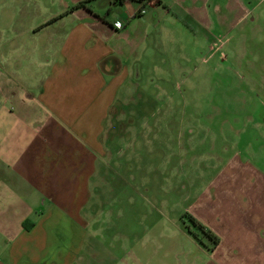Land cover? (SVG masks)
<instances>
[{
    "label": "rangeland",
    "instance_id": "1",
    "mask_svg": "<svg viewBox=\"0 0 264 264\" xmlns=\"http://www.w3.org/2000/svg\"><path fill=\"white\" fill-rule=\"evenodd\" d=\"M114 1L86 5L114 21L133 4ZM78 2L0 0V54L73 24ZM146 12L112 30L121 45L144 43L105 132L113 163L83 264H264V0H162ZM190 217L222 235L213 252Z\"/></svg>",
    "mask_w": 264,
    "mask_h": 264
},
{
    "label": "crops",
    "instance_id": "2",
    "mask_svg": "<svg viewBox=\"0 0 264 264\" xmlns=\"http://www.w3.org/2000/svg\"><path fill=\"white\" fill-rule=\"evenodd\" d=\"M132 3L104 19L110 25L79 9L73 24H53L51 38L31 50L0 54V264H83L87 249L94 256L113 163L105 132L144 43L121 45L112 30H127L162 0H149L141 17Z\"/></svg>",
    "mask_w": 264,
    "mask_h": 264
},
{
    "label": "trees",
    "instance_id": "3",
    "mask_svg": "<svg viewBox=\"0 0 264 264\" xmlns=\"http://www.w3.org/2000/svg\"><path fill=\"white\" fill-rule=\"evenodd\" d=\"M92 0H83L78 2L72 10L76 9H87V3L91 2ZM124 0H115L114 4L116 3H122ZM136 1L137 3L141 4L140 8L137 10L135 13V17H141L144 13H142V10H145V6L149 0H132ZM104 20V19H103ZM105 21V20H104ZM193 226L196 228V232L191 233V235L194 237V239L197 241L198 245L201 246L202 248L210 251L213 250L217 247L219 240L214 236L211 232H209L208 229L204 228L199 222H197L194 218H189ZM205 238V241L202 240Z\"/></svg>",
    "mask_w": 264,
    "mask_h": 264
},
{
    "label": "built area",
    "instance_id": "4",
    "mask_svg": "<svg viewBox=\"0 0 264 264\" xmlns=\"http://www.w3.org/2000/svg\"><path fill=\"white\" fill-rule=\"evenodd\" d=\"M142 13H144L143 10H142ZM114 27L117 28V29H120V28H121V23L116 22V23L114 24Z\"/></svg>",
    "mask_w": 264,
    "mask_h": 264
}]
</instances>
